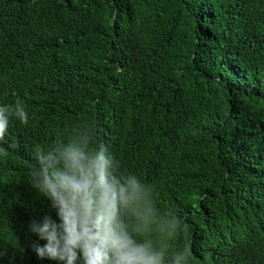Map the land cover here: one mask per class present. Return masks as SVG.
I'll use <instances>...</instances> for the list:
<instances>
[{"label":"trees","instance_id":"1","mask_svg":"<svg viewBox=\"0 0 264 264\" xmlns=\"http://www.w3.org/2000/svg\"><path fill=\"white\" fill-rule=\"evenodd\" d=\"M0 264L39 259L32 220L58 218L30 183L36 149L81 128L118 174L153 187L160 218L136 239L187 264H264V0H0Z\"/></svg>","mask_w":264,"mask_h":264},{"label":"clouds","instance_id":"2","mask_svg":"<svg viewBox=\"0 0 264 264\" xmlns=\"http://www.w3.org/2000/svg\"><path fill=\"white\" fill-rule=\"evenodd\" d=\"M12 117L29 123L19 99L0 106V141ZM92 140V130L81 128L54 150L36 149L30 183L48 197L58 218L45 215L30 222L28 230L46 242L31 243L37 258L59 264H187L185 250L169 256L165 247L135 238L129 218L137 232L148 231L159 220L166 238L186 225L175 213L160 218L152 204L153 187L135 174H118L119 163L107 146L90 149Z\"/></svg>","mask_w":264,"mask_h":264}]
</instances>
